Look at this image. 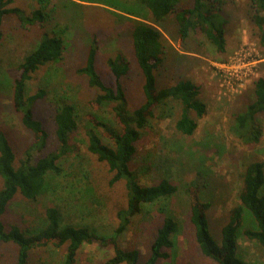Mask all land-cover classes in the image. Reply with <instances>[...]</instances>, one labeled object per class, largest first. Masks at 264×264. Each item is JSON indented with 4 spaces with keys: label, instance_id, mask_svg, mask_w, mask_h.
<instances>
[{
    "label": "rangeland",
    "instance_id": "374dc122",
    "mask_svg": "<svg viewBox=\"0 0 264 264\" xmlns=\"http://www.w3.org/2000/svg\"><path fill=\"white\" fill-rule=\"evenodd\" d=\"M194 0H181L180 6H192ZM127 3V4H126ZM131 0H15L11 7L21 8L25 14L43 8L47 14L45 25L24 23L17 15H7L0 39V131L10 138L18 158H25L34 141V133L25 127L22 115L13 102L14 77L17 66L34 49L43 33L63 37L65 50L58 62L42 66L27 84V94L45 89L46 95L34 107L37 118L44 122L49 138L47 146L34 154L43 156L58 147L55 133V114L59 101L69 99L78 104L79 128L72 136L74 150L62 160L63 172L48 179L47 189L37 200H28L18 194L4 216L8 227L18 223L24 227L39 226L45 209L55 205L61 210L64 223L85 226L103 235H111L118 226L117 212L127 205L125 181L110 185L112 173L106 162L87 148V129L93 122L90 116L114 122L113 104L94 106L92 100L99 90L90 87L88 78L77 69L86 62L93 39L98 45L97 67L108 84L116 78L107 59L121 54L131 65L123 77L130 110L145 100L144 78L134 54L132 29L135 19L128 15ZM129 5V6H128ZM251 0H228L224 4L220 21L225 25L226 50L221 52L201 31H192L187 40L179 34L175 14L161 25L166 44L164 63L157 70L159 87L190 79L200 87L199 99L207 111L202 117L195 112L198 127L192 135H183L176 129L182 108L178 102L156 109L143 130L138 151L131 168L140 175L141 182L149 185L167 178L179 186L178 193L168 200L169 209L179 222L174 235L171 256L159 264H218L206 257L196 241L195 227L190 220V199L186 188L197 182L201 198L210 201L211 230L220 241L221 227L227 221L230 209L240 202L239 192L247 166L256 159L264 160V135L259 144H246L236 130V117L255 100L254 82L264 75V44L260 41L254 23ZM140 13L147 21L152 14L144 9ZM130 17V18H129ZM243 47L254 50L258 59L256 75L238 91H229L216 74L215 64L228 61ZM264 131V115H259ZM103 140L102 128L98 127ZM3 181L0 176V189ZM165 215L158 205H148L132 219L121 238L125 248H137L143 259ZM252 220L245 221V227ZM240 254L248 264H264V247L243 234L239 237ZM66 248L52 245L32 252V264H61ZM114 254L112 246L85 243L77 256V264H107ZM17 249L12 243H0V264H15Z\"/></svg>",
    "mask_w": 264,
    "mask_h": 264
},
{
    "label": "trees",
    "instance_id": "16d2710c",
    "mask_svg": "<svg viewBox=\"0 0 264 264\" xmlns=\"http://www.w3.org/2000/svg\"><path fill=\"white\" fill-rule=\"evenodd\" d=\"M15 0H0V39L3 37V23L7 15L15 14L24 23L45 25L47 14L43 8L25 14L19 7H11ZM44 1V0H39ZM181 0H131L128 15L135 19L132 29L134 54L143 75V92L145 100L133 110L129 109L127 93L123 83L131 70L130 63L117 54L107 59V64L116 78L115 85L104 81L97 67L98 45L93 39L86 62L77 69L78 73L88 78L90 87L99 90L92 100L94 106L100 107L112 103L115 121L100 120L90 116L93 122L87 129L89 152L99 161L106 162L112 173L109 184L125 181L127 205L117 212L118 226L111 235L99 234L85 226H75L63 222L58 206L46 207L44 220L39 226L24 227L11 223L8 227L4 216L11 201L18 195L28 200H37L47 189L48 179L52 175L62 174L64 160L74 150L71 140L79 128L78 104L62 99L56 109L55 133L58 147L43 156H36L34 151H42L48 143L49 133L44 122L35 115L34 107L38 100L46 95L45 89L27 94V84L33 74L42 66L62 59L65 42L58 34L43 33L33 50L17 66L14 77L13 102L15 109L21 113L22 122L34 133V141L26 151L25 158H18L12 142L6 132L0 131V176L3 181L0 189V243H12L17 249L15 264H32V252L50 245L66 248L61 264H77V256L82 246L98 243L112 246L114 254L107 264H159L171 256L174 248V235L179 231V222L169 209L168 200L179 191V186L167 178L149 185L141 182L140 175L131 168V162L138 151V142L143 130L148 127L151 118L156 116L158 107L166 108L171 102H178L182 111L176 121V129L183 135H192L197 127L195 112L202 117L206 104L199 99L200 87L190 79H181L174 84L159 87L157 70L164 63L166 44L161 25L171 14H175L179 34L187 40L192 31H201L221 52L226 50L225 25L220 15L228 0H194L192 6H180ZM127 4V3H126ZM253 20L258 27L260 41L264 44V0H251ZM152 14L147 21L140 10ZM130 18V17H129ZM255 100L236 117V130L243 143L259 144L264 135L259 122V115H264V75L254 82ZM171 107V106H170ZM98 127L102 128L105 142ZM239 192L240 202L234 205L227 221L221 227L220 241L212 230L209 220L210 201L201 198L200 187L192 182L186 193L190 199V220L195 227L196 241L201 252L218 264H248L240 254L239 237L244 235L251 241L264 247V160L256 159L246 168ZM157 204L165 215L151 243L150 253L143 259L137 248H125L121 238L130 226L132 219L148 205ZM252 220L251 226L245 227L246 220Z\"/></svg>",
    "mask_w": 264,
    "mask_h": 264
},
{
    "label": "built area",
    "instance_id": "2783aa9c",
    "mask_svg": "<svg viewBox=\"0 0 264 264\" xmlns=\"http://www.w3.org/2000/svg\"><path fill=\"white\" fill-rule=\"evenodd\" d=\"M258 59L250 47H243L228 61L215 64L216 74L229 91H238L256 75Z\"/></svg>",
    "mask_w": 264,
    "mask_h": 264
}]
</instances>
